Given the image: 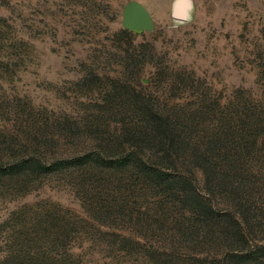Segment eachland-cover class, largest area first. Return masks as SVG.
I'll return each mask as SVG.
<instances>
[{
    "label": "rangeland",
    "instance_id": "1",
    "mask_svg": "<svg viewBox=\"0 0 264 264\" xmlns=\"http://www.w3.org/2000/svg\"><path fill=\"white\" fill-rule=\"evenodd\" d=\"M132 1L148 11L152 29L124 25ZM263 29L264 0H0V164L88 158L49 172L0 173V264H208L224 257L218 241L200 253L221 224L199 231L170 191L146 184L136 167L98 165L89 156L113 158L123 126L132 127L129 119L143 107L195 113L203 120L194 119L193 132L204 136L234 95H242L239 105L262 98ZM247 163L252 175L264 169L255 155ZM189 167L181 162L176 171L191 174L204 197V175ZM212 186L213 208L229 207L228 194ZM263 206H252L255 224ZM263 225L256 233L243 228L264 243Z\"/></svg>",
    "mask_w": 264,
    "mask_h": 264
},
{
    "label": "trees",
    "instance_id": "2",
    "mask_svg": "<svg viewBox=\"0 0 264 264\" xmlns=\"http://www.w3.org/2000/svg\"><path fill=\"white\" fill-rule=\"evenodd\" d=\"M262 61L260 78L264 83V60ZM241 96L237 94L231 98L224 113L215 119L216 123L212 121L209 130L206 127L203 129L204 136L193 132L194 119L198 118L195 113H155L143 107L132 115L133 119H129L132 127L123 126L119 134L121 141L113 147L116 151L113 158L107 153L89 156L91 162L98 165L119 169L132 168L130 165L136 167L139 173L144 174L146 184H151L156 191H170L167 197L177 207L180 205L183 211H188L190 219H196L199 231L203 230V226L209 227L214 222L221 224L219 236L207 240L206 246H201L206 249L200 253L212 251L210 245H207L211 241L222 242L226 253L221 258L213 257L208 264H264V243L256 239V236L251 239L247 231L250 228L256 233L254 230L257 231L259 223L264 224V206L258 207L263 216L257 224L258 216L252 213V206L264 201V169L253 175V172L246 170L248 157L255 155L264 161V96L256 99L248 95L252 100H245L239 105L237 102ZM246 102H250L251 106ZM234 104L238 109L232 110L236 106ZM200 120L203 118L198 123ZM201 137L203 138L200 139ZM146 156L151 159L150 162ZM216 156L219 162L214 161ZM187 157L188 160H184ZM244 158L245 162L240 163V159ZM86 159L88 158L81 156L45 164L34 159L18 158L11 164L1 163L0 173L13 174L22 169L37 173L49 172L64 165L83 164ZM237 160L239 163L236 164ZM181 162L191 165L188 171L193 167L202 171L205 179L204 197L197 192L190 173L188 175L179 170L177 173ZM212 185L228 194L231 201L229 207L219 211L213 208L209 198V193H213ZM232 207H236L235 211ZM199 221L202 225H199ZM198 230L197 235L192 234L190 237H199ZM184 236L189 239L187 229ZM213 252V256H218L217 251Z\"/></svg>",
    "mask_w": 264,
    "mask_h": 264
},
{
    "label": "water",
    "instance_id": "3",
    "mask_svg": "<svg viewBox=\"0 0 264 264\" xmlns=\"http://www.w3.org/2000/svg\"><path fill=\"white\" fill-rule=\"evenodd\" d=\"M123 17V23L128 29H152L151 17L148 11L138 2L132 1L128 3L123 9Z\"/></svg>",
    "mask_w": 264,
    "mask_h": 264
}]
</instances>
